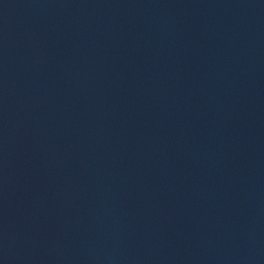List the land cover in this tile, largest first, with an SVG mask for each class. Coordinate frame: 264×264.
Segmentation results:
<instances>
[{
  "label": "water",
  "instance_id": "water-1",
  "mask_svg": "<svg viewBox=\"0 0 264 264\" xmlns=\"http://www.w3.org/2000/svg\"><path fill=\"white\" fill-rule=\"evenodd\" d=\"M0 264H264V0H0Z\"/></svg>",
  "mask_w": 264,
  "mask_h": 264
}]
</instances>
